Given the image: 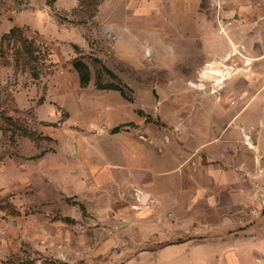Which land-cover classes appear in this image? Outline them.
<instances>
[{
  "label": "rangeland",
  "instance_id": "374dc122",
  "mask_svg": "<svg viewBox=\"0 0 264 264\" xmlns=\"http://www.w3.org/2000/svg\"><path fill=\"white\" fill-rule=\"evenodd\" d=\"M261 7L0 0V264L129 262L136 232L109 183L135 141L158 176L219 171L262 206Z\"/></svg>",
  "mask_w": 264,
  "mask_h": 264
},
{
  "label": "crops",
  "instance_id": "0c3cea01",
  "mask_svg": "<svg viewBox=\"0 0 264 264\" xmlns=\"http://www.w3.org/2000/svg\"><path fill=\"white\" fill-rule=\"evenodd\" d=\"M130 149L129 158L122 151V161L115 162L121 176L109 183L114 185L118 215L124 218L121 224L136 232V245L125 264H264L263 201L260 206L243 190L219 182L224 174L219 171L192 175L169 169L158 176L138 141ZM93 161L89 165L98 169L115 165L109 158Z\"/></svg>",
  "mask_w": 264,
  "mask_h": 264
},
{
  "label": "trees",
  "instance_id": "16d2710c",
  "mask_svg": "<svg viewBox=\"0 0 264 264\" xmlns=\"http://www.w3.org/2000/svg\"><path fill=\"white\" fill-rule=\"evenodd\" d=\"M74 67L77 69L80 75V79L84 83H88L91 80V73H90V68L87 63L84 61H76L74 63ZM98 86L102 89H120L116 84H108V85H103L102 83H98Z\"/></svg>",
  "mask_w": 264,
  "mask_h": 264
},
{
  "label": "bare ground",
  "instance_id": "6f19581e",
  "mask_svg": "<svg viewBox=\"0 0 264 264\" xmlns=\"http://www.w3.org/2000/svg\"><path fill=\"white\" fill-rule=\"evenodd\" d=\"M237 52V51H236ZM211 67L210 68H212V65H210ZM210 68L209 69H206L205 70V72L204 73H212V72H214V71H212V69L210 70ZM223 74H219L220 76H224V78H228V77H226V75L224 74V72H222Z\"/></svg>",
  "mask_w": 264,
  "mask_h": 264
},
{
  "label": "water",
  "instance_id": "95a60500",
  "mask_svg": "<svg viewBox=\"0 0 264 264\" xmlns=\"http://www.w3.org/2000/svg\"><path fill=\"white\" fill-rule=\"evenodd\" d=\"M146 199H147V196H144V197H143V202H144V203H145ZM263 203H264V199H263Z\"/></svg>",
  "mask_w": 264,
  "mask_h": 264
}]
</instances>
